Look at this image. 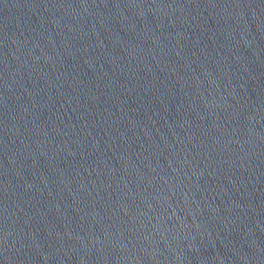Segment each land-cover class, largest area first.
Listing matches in <instances>:
<instances>
[{
    "label": "water",
    "instance_id": "obj_1",
    "mask_svg": "<svg viewBox=\"0 0 264 264\" xmlns=\"http://www.w3.org/2000/svg\"><path fill=\"white\" fill-rule=\"evenodd\" d=\"M0 264H242L0 185Z\"/></svg>",
    "mask_w": 264,
    "mask_h": 264
}]
</instances>
